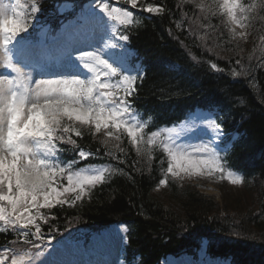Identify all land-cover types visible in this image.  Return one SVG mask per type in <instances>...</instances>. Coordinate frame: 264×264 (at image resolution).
Masks as SVG:
<instances>
[{
  "label": "snow or ice",
  "instance_id": "1",
  "mask_svg": "<svg viewBox=\"0 0 264 264\" xmlns=\"http://www.w3.org/2000/svg\"><path fill=\"white\" fill-rule=\"evenodd\" d=\"M184 5L190 8L184 10ZM178 7L182 18L174 21L176 28L187 19L189 36L195 35L209 53L223 43H247L257 18L264 20V0H180ZM132 10L168 11L149 0H90L71 40L53 35L48 42L38 38V29L45 27L40 0L0 2V234L12 236L0 246V264H63L52 259L57 251L52 210L82 206L94 189L117 176L131 180L123 168L92 162L108 158L125 164L129 147L149 172L155 154H162L159 164L167 166L160 168L155 191L193 178L244 184L227 159L238 140L225 131L221 112H194L169 127L135 106L146 71L132 62L128 45L132 31L151 17ZM212 18L220 24H212ZM221 26L228 38L217 43L224 34ZM258 40L264 56V35ZM209 63L212 70L224 72ZM235 63L240 69H231L233 78L253 71L241 59ZM256 67H264V59ZM239 102L245 104L243 98ZM85 135L98 141L103 155L99 148L94 152L82 146ZM65 153L73 158L66 160ZM121 240L127 243L125 237Z\"/></svg>",
  "mask_w": 264,
  "mask_h": 264
},
{
  "label": "trees",
  "instance_id": "2",
  "mask_svg": "<svg viewBox=\"0 0 264 264\" xmlns=\"http://www.w3.org/2000/svg\"><path fill=\"white\" fill-rule=\"evenodd\" d=\"M89 2L40 0V21L49 29L48 40L81 15ZM111 2L116 4L117 0ZM149 2L162 4L168 11L152 15L132 10L136 15L151 17L143 20L142 26L130 35L129 46L136 53L135 63H141L146 71L135 106L145 117L152 115L159 125L169 127L183 123L197 111L214 108L221 112L225 131L238 140L227 157L229 165L243 175L245 182L238 191L226 180L220 182L223 203L201 192L193 181L184 180L182 185L170 182L168 187L155 191L162 178L160 168L167 166L159 164L162 154H155L149 172L144 160L129 147L125 164L117 165L108 158L92 162L123 168L131 180L117 176L94 189L91 200L82 206L53 209L57 219L53 221L52 241L84 232L89 243L101 231L126 225L129 232L122 255L126 264H164L169 257L196 256L205 241L208 254L215 260L264 264V67H256L264 59L258 47V37L264 35V20L257 18L247 43H223L222 48L209 53L195 35L189 36L187 19L183 20L181 29L176 28L174 21L182 18L180 0ZM64 6L68 9L63 10ZM119 6L130 8L123 3ZM183 8L188 10L190 6ZM212 24L219 25V18H212ZM220 31L224 34L217 43L228 38L222 26ZM39 34L38 31V38ZM208 43L211 46L213 41ZM193 55L197 60L192 59ZM237 59L250 65L253 71L233 78L231 69H240L235 63ZM209 62L216 63L224 72L212 70ZM240 98L245 100L243 106ZM81 144L94 152L99 148L101 155L104 153L98 141L88 135ZM64 158L70 160L73 155L65 153ZM133 162H137L135 167L141 171L134 169ZM7 239H12L11 234ZM7 239L0 234V246Z\"/></svg>",
  "mask_w": 264,
  "mask_h": 264
},
{
  "label": "rangeland",
  "instance_id": "3",
  "mask_svg": "<svg viewBox=\"0 0 264 264\" xmlns=\"http://www.w3.org/2000/svg\"><path fill=\"white\" fill-rule=\"evenodd\" d=\"M3 3H9V0H0ZM68 9V6H64L63 10ZM98 11V10H97ZM78 15L70 24L63 27L58 32L56 37L60 40H71L72 36L77 30L78 21L80 20ZM48 29L43 28L41 30L40 40L47 41ZM51 42V41H48ZM129 46V45H128ZM133 61L135 59V52ZM132 61V62H133ZM198 112V111H197ZM179 126V125H177ZM193 142H196L195 139ZM186 181H193L197 185L198 189L214 198L217 202L223 203V190L220 187V182H212L206 179H186ZM238 191L240 185L233 186ZM234 189V190H235ZM124 228H128L126 225H117L107 230L101 231L94 235L90 240L91 242L86 245L84 234L73 235L68 238L57 242L53 247L57 251L53 254L52 259L63 262V264H125L121 260L122 251L126 243L122 242L121 237L127 236V233L122 231ZM87 246V247H86ZM201 249H205L202 251ZM198 251L195 256L193 254H187L182 258L169 257L164 260V264H231L230 261L222 259H213L207 250V241L204 242L203 247ZM51 251V249H49Z\"/></svg>",
  "mask_w": 264,
  "mask_h": 264
}]
</instances>
